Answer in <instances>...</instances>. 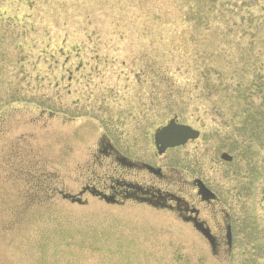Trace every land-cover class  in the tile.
I'll return each mask as SVG.
<instances>
[{
  "label": "rangeland",
  "instance_id": "1",
  "mask_svg": "<svg viewBox=\"0 0 264 264\" xmlns=\"http://www.w3.org/2000/svg\"><path fill=\"white\" fill-rule=\"evenodd\" d=\"M175 114L201 135L167 163L212 166L264 226V0H0V264H222L168 213L64 198L105 172V136L151 156Z\"/></svg>",
  "mask_w": 264,
  "mask_h": 264
},
{
  "label": "flooded vegetation",
  "instance_id": "2",
  "mask_svg": "<svg viewBox=\"0 0 264 264\" xmlns=\"http://www.w3.org/2000/svg\"><path fill=\"white\" fill-rule=\"evenodd\" d=\"M102 141L98 164L105 172L97 175L93 172L94 179L77 197L70 194L68 197H75L81 205H86L83 199L90 197L112 207L128 205L168 213L202 238L209 245L212 257L222 264H264V226L258 218L253 226L244 215H235V208L240 213L238 208L242 205L238 207L226 194L223 197L224 184L222 187L216 184L212 166L206 180L195 176L185 178V170L173 166L177 156L171 163L166 161L179 148L160 155L154 143L151 156L144 152L127 156L109 137ZM231 158L228 163L233 162L234 157ZM197 181L209 191V198L199 194Z\"/></svg>",
  "mask_w": 264,
  "mask_h": 264
},
{
  "label": "water",
  "instance_id": "3",
  "mask_svg": "<svg viewBox=\"0 0 264 264\" xmlns=\"http://www.w3.org/2000/svg\"><path fill=\"white\" fill-rule=\"evenodd\" d=\"M200 133L193 130L189 126L179 125L174 121H171L168 125L158 130L155 133L154 139L159 154H163L168 149H174L186 145L189 141H195L199 138ZM221 159L225 162H231L232 158L227 154H223ZM199 194L203 198H209L211 195L209 191L204 187L203 183L197 181ZM71 199L72 203H80L72 197H65Z\"/></svg>",
  "mask_w": 264,
  "mask_h": 264
},
{
  "label": "trees",
  "instance_id": "4",
  "mask_svg": "<svg viewBox=\"0 0 264 264\" xmlns=\"http://www.w3.org/2000/svg\"><path fill=\"white\" fill-rule=\"evenodd\" d=\"M169 1V0H167ZM178 1V0H177ZM179 2L183 3V0H179ZM191 10H194V8L192 7H189ZM181 7L179 8V12H178V15H176V22H175V25L179 26V24L183 25L185 27H189L190 29V25H192V23H194V14L195 12H187L186 14L182 11ZM158 16V15H157ZM207 15L206 13H199V16H198V22L199 24L201 25H206L208 23L207 21ZM160 78V77H159ZM63 80V79H62ZM159 80V79H158ZM162 80V79H161ZM171 94H172V90H171ZM173 99V98H172ZM39 105H41V103L43 102H37ZM173 110V106L171 107ZM174 118H176L177 120L180 119V116L178 114H175L174 115ZM50 181L49 180H42L41 179V176L39 178L36 179V187H35V192L39 195L37 198L38 200L40 199H48L47 197L52 198V194L56 192V185L54 184H50L49 183ZM41 202V201H39Z\"/></svg>",
  "mask_w": 264,
  "mask_h": 264
}]
</instances>
